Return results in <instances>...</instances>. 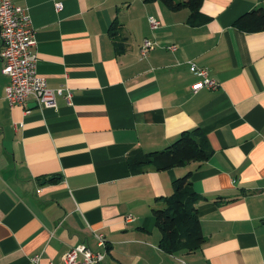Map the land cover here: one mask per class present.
<instances>
[{
	"label": "crops",
	"instance_id": "1",
	"mask_svg": "<svg viewBox=\"0 0 264 264\" xmlns=\"http://www.w3.org/2000/svg\"><path fill=\"white\" fill-rule=\"evenodd\" d=\"M13 2L28 10L37 73L71 99L10 106L0 72V264H31L37 254L62 264L79 243L101 251L94 233L106 242L100 264H264V31L233 27L264 0H203L209 21L198 26L186 8L159 0ZM144 39L154 45L140 57ZM190 63L217 87L193 92L202 78ZM196 128L212 150L202 164L128 165ZM187 172L203 197L204 243L168 253L152 210Z\"/></svg>",
	"mask_w": 264,
	"mask_h": 264
},
{
	"label": "trees",
	"instance_id": "2",
	"mask_svg": "<svg viewBox=\"0 0 264 264\" xmlns=\"http://www.w3.org/2000/svg\"><path fill=\"white\" fill-rule=\"evenodd\" d=\"M170 10L186 8L189 11L188 24L198 26L209 21L201 13L203 0H159ZM233 27L243 32L264 31V9L256 8L244 13L233 23ZM212 154L205 135L198 129L185 131L166 148L147 154L135 153L127 160L135 172H142L151 165L157 171L183 167L188 163L202 164ZM172 193L164 197V207L153 209L152 215L160 234L159 246L168 253H190L204 243L196 204L203 199L196 193L191 183V172L172 181Z\"/></svg>",
	"mask_w": 264,
	"mask_h": 264
},
{
	"label": "built area",
	"instance_id": "3",
	"mask_svg": "<svg viewBox=\"0 0 264 264\" xmlns=\"http://www.w3.org/2000/svg\"><path fill=\"white\" fill-rule=\"evenodd\" d=\"M57 10L61 9V3H55ZM160 22L149 17V27L152 31L159 28ZM0 72L8 78L4 88V98L10 106L26 107L27 99L32 96L41 108L55 106V99L64 96L66 101L71 99V92L64 87L49 88L46 79L36 71L37 57L34 52L35 39L31 26V19L27 8L16 5L13 0H0ZM154 42L144 39L139 50L140 57H146L152 49ZM171 51L174 46L169 47ZM190 71L202 78L192 86L196 92L203 86L215 89V81L207 78L205 69L197 68L195 63H190ZM97 245L103 248L101 251H92L84 243L71 247L63 254L62 264H100L105 258L104 248L106 246L104 235L94 233ZM31 264H42L40 255L30 258Z\"/></svg>",
	"mask_w": 264,
	"mask_h": 264
},
{
	"label": "water",
	"instance_id": "4",
	"mask_svg": "<svg viewBox=\"0 0 264 264\" xmlns=\"http://www.w3.org/2000/svg\"><path fill=\"white\" fill-rule=\"evenodd\" d=\"M44 181H42V183H43Z\"/></svg>",
	"mask_w": 264,
	"mask_h": 264
}]
</instances>
